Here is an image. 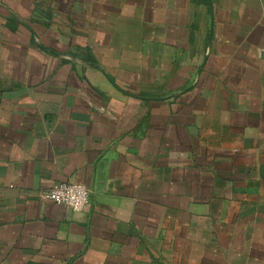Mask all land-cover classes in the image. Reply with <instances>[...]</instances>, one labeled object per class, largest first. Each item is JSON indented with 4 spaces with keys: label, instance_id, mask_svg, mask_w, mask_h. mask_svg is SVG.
<instances>
[{
    "label": "crops",
    "instance_id": "obj_1",
    "mask_svg": "<svg viewBox=\"0 0 264 264\" xmlns=\"http://www.w3.org/2000/svg\"><path fill=\"white\" fill-rule=\"evenodd\" d=\"M0 264H264V0H0Z\"/></svg>",
    "mask_w": 264,
    "mask_h": 264
},
{
    "label": "built area",
    "instance_id": "obj_2",
    "mask_svg": "<svg viewBox=\"0 0 264 264\" xmlns=\"http://www.w3.org/2000/svg\"><path fill=\"white\" fill-rule=\"evenodd\" d=\"M90 189L79 182H57L50 188L46 197L57 204H64L74 211H83L90 198Z\"/></svg>",
    "mask_w": 264,
    "mask_h": 264
}]
</instances>
